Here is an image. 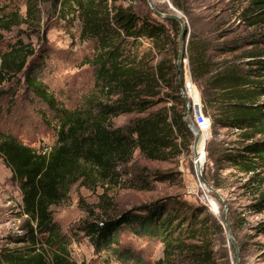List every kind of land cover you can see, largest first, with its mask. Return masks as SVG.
<instances>
[{
  "label": "trees",
  "instance_id": "trees-1",
  "mask_svg": "<svg viewBox=\"0 0 264 264\" xmlns=\"http://www.w3.org/2000/svg\"><path fill=\"white\" fill-rule=\"evenodd\" d=\"M117 1L109 5L108 0H54L56 7L60 6L61 19L70 22V16L78 14L83 23L82 36L98 41L93 65L104 99L96 104V115L90 113L84 117L57 103L41 79V73L28 65L36 54L31 45L19 41L0 54V98L11 93L4 88L5 83L24 75L27 90L58 118L56 144L46 153L0 130V158L11 170L12 179L19 183L21 216L26 217V235L11 238L14 246L0 250V264H78L70 256L71 241L60 232L50 208L65 202L71 187L77 183L86 187L99 183L107 187L125 186L126 183H121V167L131 162L137 149L150 160L168 161L173 149L178 148V139L184 143L186 138L188 146L194 139L184 120L187 107L179 95L184 86L183 80L178 79L177 66L164 60L155 71H149L148 61L133 53L134 46L143 38L152 42L158 51L162 50L169 40L168 28L161 23H151L147 18L140 19L133 7L117 5ZM246 1L244 20L249 26L260 28L258 38L251 41L252 49L246 54V69L233 67L214 73L216 66L206 56L202 44L199 48L190 40L189 48L193 50L190 60L194 76L204 78L211 92L204 99L205 104L219 109V118L214 123L220 128L241 130L239 136L243 144L237 150L222 154L221 160L227 165L222 169L250 175L247 186L261 188L264 186V0ZM39 14L36 0L30 1L26 15L20 10L3 13L0 42L4 39L3 32L39 21ZM167 22L178 38L180 24L173 20ZM186 37L187 33L184 41ZM237 48L233 45L227 50ZM176 52L177 57V49ZM163 87L171 92L166 94L171 106L167 107L165 102V106L127 128L113 127L115 117L145 113L162 103L164 98L159 96ZM115 96L117 98L113 99ZM181 105L183 110L179 108ZM160 178L166 181L168 177ZM141 183L130 186L140 191L150 190L149 182ZM212 186L216 190L222 187L215 180ZM101 199L105 203L102 212L107 213L113 205L106 194ZM80 202L84 205L82 199ZM174 204L177 207L172 210L162 201L141 206L112 220H104L102 224L88 223L85 231L97 251H110L116 258H133L130 251L123 253L119 248L120 232L130 229L137 236L162 241L168 259L164 264L176 263L169 259L177 254L191 256V264H215L210 242L200 246L188 242L199 235L202 239L209 235L211 227L205 219H200L203 210L192 211L181 201ZM181 207H184L182 213ZM254 207L263 212L264 197ZM84 208L93 215L92 209ZM220 210L222 213L223 209ZM218 228L222 229L220 225Z\"/></svg>",
  "mask_w": 264,
  "mask_h": 264
},
{
  "label": "rangeland",
  "instance_id": "rangeland-1",
  "mask_svg": "<svg viewBox=\"0 0 264 264\" xmlns=\"http://www.w3.org/2000/svg\"><path fill=\"white\" fill-rule=\"evenodd\" d=\"M30 1L0 0V18L3 13L15 10H20L22 15H26ZM112 1L108 0L109 5ZM153 2L162 13L179 14L187 25V37L184 41L186 61L183 74L180 75L178 71V79L183 80L184 87L179 95L184 99L185 106L187 103L192 105L193 102L198 104L201 98L206 114L211 118L210 132L208 135L203 134L200 146L207 158L203 175L211 186L214 180L222 185L217 191L228 205L227 217L239 245L240 264H264V211L258 212L254 207L264 197V186L249 188L247 184L250 175L222 169L227 166L221 160L222 154L237 150L243 144V140L231 131L233 128H220L214 123L219 118V109L209 108L205 104L204 99L208 98L211 92L204 78L194 76L190 60L193 50L189 48L190 40L195 46L202 44L203 49L207 51L206 56L216 66L214 73L220 69L233 67L246 69L245 63L248 61L246 54L251 51V41L258 38L260 28L251 27L244 20L246 0H153ZM36 3L40 13L39 21L22 24L10 32H3L0 54L17 45L19 41L31 45L36 54L29 59L28 65L41 73V79L47 89L54 94L57 103L68 111L84 117L90 113L96 115L98 113L96 104L104 99L96 82L97 71L93 65L98 53L97 39L82 36L83 23L78 14L71 15L69 22L60 18V6L56 7L54 0H36ZM116 4L131 6L140 19L147 18L151 23L164 24L169 30V40L160 51L144 38L139 39L134 46L133 53L138 55V58L144 57L145 62L148 61L149 71H155L164 60L171 61L173 66H177L176 49L179 51L180 34L177 38L171 24L153 13L147 0H119ZM72 16L74 18H71ZM233 45L238 48L227 50ZM24 79V75H21L4 84V88L11 90V93L0 98V130L44 152L56 144L58 118L46 104L33 97L27 90ZM188 83L196 89L189 96L183 92ZM170 93L163 87L159 96L164 98L162 103L145 113L133 112L115 117L112 120L113 127L127 128L135 121L146 118L150 113L165 106V102L167 107L171 106L172 102L166 97V94ZM12 97L14 98L11 99ZM116 98L117 96L113 99ZM179 108L183 110L182 105ZM186 113L187 108L185 117ZM190 119L193 122V113L190 114ZM47 121L52 126H48ZM184 139V143H181V138L178 139V148L173 149L168 161L150 160L137 149L131 162L126 167H121V183H126L125 186L107 187L99 183L86 187L77 183L71 187L65 202L50 208L60 232L71 241L69 250L72 260L78 264L168 262L164 245L157 238L137 236L130 229L122 230L119 248L123 253L130 251L133 258L127 259L124 256L116 258L110 251H97L85 227L88 223L102 224L104 220H112L125 212L155 202H166L167 208L172 210L177 207L174 203L181 201L192 211L203 210L200 219H205L206 224L211 227L209 235L204 236L207 239H202L199 235V238L188 242L197 246L210 242L215 264H235L236 256L229 241V230L222 221L220 209H224V206L198 180L193 151L194 139L191 138L189 146L186 138ZM162 176L168 177L167 180L162 181L160 178ZM142 181L149 182L150 190L140 191L130 186L131 183L141 185ZM105 194L113 205L107 213L102 212L105 203L101 197ZM21 204L19 183L12 179L11 170L0 158V250L3 247L14 246L11 238L26 235V217L21 216ZM213 204L218 206L219 216H216ZM85 206L93 210V215L88 214ZM180 211L184 212V207H181ZM219 225L222 227L220 230ZM191 259L187 254H177L169 260L175 261L174 264H191Z\"/></svg>",
  "mask_w": 264,
  "mask_h": 264
},
{
  "label": "water",
  "instance_id": "water-1",
  "mask_svg": "<svg viewBox=\"0 0 264 264\" xmlns=\"http://www.w3.org/2000/svg\"><path fill=\"white\" fill-rule=\"evenodd\" d=\"M153 13H155L156 15H158L159 17H161L164 20H173L176 21L180 24L181 26V32L179 35V51H178V57H177V68L178 71L180 73V75L183 74V68H184V63L186 61V47H185V43H184V37L187 33V25L184 22L183 18L179 15V14H165L162 13L161 11H159L156 7V5L154 4L153 0H147ZM187 107V113H186V117H185V121L188 124V126L190 127L191 131L193 132L194 135V143H193V148L194 151H196L197 154V148L201 142V132L200 130L196 127V125L191 121L190 119V114L192 113L193 110V105H191L190 103H187L186 105ZM203 171H204V167L203 169L199 168V170H197V176H198V180L200 181V183L204 186H206L209 191L212 193V195L218 199V201L224 206V209L222 211V221L224 223V225H226V227L229 230V241L232 244V246L235 249V264H240V249H239V245L233 235V229L232 226L228 220L227 214H228V205L226 203V201L222 198V196L220 195V193L214 189L213 186H211V184L205 179L204 175H203Z\"/></svg>",
  "mask_w": 264,
  "mask_h": 264
},
{
  "label": "built area",
  "instance_id": "built-area-1",
  "mask_svg": "<svg viewBox=\"0 0 264 264\" xmlns=\"http://www.w3.org/2000/svg\"><path fill=\"white\" fill-rule=\"evenodd\" d=\"M196 90L195 86L188 83L186 88L183 90L184 94L189 96V94ZM193 123L196 125V127L200 130L201 134L208 135L211 129V118L206 114L205 106L202 104V100L200 98V102L198 104L193 103ZM234 130V131H233ZM231 131L234 134L239 135L241 133V130L239 129H231ZM48 149H45L43 153L48 152Z\"/></svg>",
  "mask_w": 264,
  "mask_h": 264
},
{
  "label": "bare ground",
  "instance_id": "bare-ground-1",
  "mask_svg": "<svg viewBox=\"0 0 264 264\" xmlns=\"http://www.w3.org/2000/svg\"><path fill=\"white\" fill-rule=\"evenodd\" d=\"M194 103V102H193ZM203 137L204 135L202 134L201 136V142L197 148V154H196V151H194V148H193V151H194V155H195V165H196V169L199 170V168L203 169V167L205 166L206 164V161H207V158L205 156V154L202 152V150L200 149V146L202 144V141H203ZM214 206V212L216 213V216H219V208L216 204H213Z\"/></svg>",
  "mask_w": 264,
  "mask_h": 264
}]
</instances>
